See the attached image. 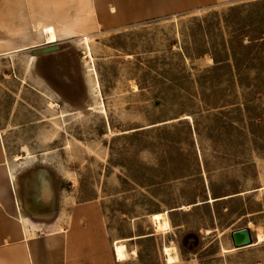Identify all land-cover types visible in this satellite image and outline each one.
Listing matches in <instances>:
<instances>
[{"label":"rangeland","instance_id":"obj_1","mask_svg":"<svg viewBox=\"0 0 264 264\" xmlns=\"http://www.w3.org/2000/svg\"><path fill=\"white\" fill-rule=\"evenodd\" d=\"M206 2L127 3L112 28L103 0H0L13 149L84 209L100 264H264V0ZM157 6L180 9L137 19Z\"/></svg>","mask_w":264,"mask_h":264},{"label":"crops","instance_id":"obj_2","mask_svg":"<svg viewBox=\"0 0 264 264\" xmlns=\"http://www.w3.org/2000/svg\"><path fill=\"white\" fill-rule=\"evenodd\" d=\"M103 1L107 5L101 9H116L107 17L108 26L115 28L128 22L127 16H117V9L126 10L127 3H140L136 8L129 5L128 10L143 9L147 0ZM157 8L163 12L180 9L157 6L151 13L140 11L137 19L158 16L162 10ZM29 30L31 43V27ZM1 51L0 57H10ZM14 130V122L0 111V264H100L95 250L99 244L85 238L84 209L76 207L67 217L69 211L58 203L47 161L22 154L21 149L15 152L11 140Z\"/></svg>","mask_w":264,"mask_h":264},{"label":"bare ground","instance_id":"obj_3","mask_svg":"<svg viewBox=\"0 0 264 264\" xmlns=\"http://www.w3.org/2000/svg\"><path fill=\"white\" fill-rule=\"evenodd\" d=\"M85 39H86V43H88V39L86 36ZM88 56L91 57V54L89 52L86 53V57ZM150 218L156 232L163 234L170 231L171 224L168 218V213L166 211L153 213L151 214ZM258 240L259 241L264 240V232H259ZM115 251L119 261H124L128 258L127 247L124 243L116 244Z\"/></svg>","mask_w":264,"mask_h":264},{"label":"water","instance_id":"obj_4","mask_svg":"<svg viewBox=\"0 0 264 264\" xmlns=\"http://www.w3.org/2000/svg\"><path fill=\"white\" fill-rule=\"evenodd\" d=\"M231 237L235 248L244 247L252 243L251 232L247 227L232 231Z\"/></svg>","mask_w":264,"mask_h":264}]
</instances>
